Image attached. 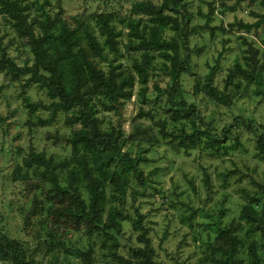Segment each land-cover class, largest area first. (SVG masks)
<instances>
[{
	"label": "trees",
	"instance_id": "16d2710c",
	"mask_svg": "<svg viewBox=\"0 0 264 264\" xmlns=\"http://www.w3.org/2000/svg\"><path fill=\"white\" fill-rule=\"evenodd\" d=\"M24 1L0 0V14L26 41L33 62L31 66L20 67L3 54L0 72L11 82H20L28 126L36 127L31 119L39 110L48 111L50 115L47 119H39L38 124L43 127L51 125L58 114H64V123L71 128L67 138L71 155L61 160L31 149L23 158L22 166L15 165L13 180L27 182L29 179L32 183L36 180V185L31 186L39 189L43 184L47 188L44 197L34 199L24 219L25 227L31 225L42 209L46 216L39 223L45 224L50 231L43 236L44 240L39 238L33 251L28 243L0 232V264H38L36 255L43 247L52 253L54 262H58L61 253L62 262L68 264H96L98 260L101 264H158L145 216L135 209L132 217L125 208L128 197L135 200L137 195H144L145 191L140 188L146 190L149 183L140 167V157L129 156L124 148L134 142L153 147L163 139L173 151H183L187 156L199 150L209 158L226 159L234 152L245 150L238 132L246 131L254 134L258 158L264 162V134H259L254 123L243 118H236L235 123L226 125L218 134L214 122L207 121L196 105L185 100L181 80L184 75H193L187 44L191 36L205 28L189 29L187 0H157L159 3L137 0L129 15L94 13L84 24L77 22L75 27L64 23L59 14L52 16L47 9L48 0L39 4L36 16L29 13L30 8ZM245 1L264 8V0H236L233 8ZM212 11L207 16L206 28ZM239 25L242 29L250 28ZM183 52L187 54L183 56ZM252 60L254 64L244 58L245 67L236 61L235 67L228 70L223 91L214 86L210 74L197 80L195 93H204L211 102L225 107L232 106L236 90L242 85L245 91L256 85L254 93L261 94L264 64L256 66L255 56ZM161 76L168 79L166 87L164 90L155 88L167 95L165 113L168 119L155 120L151 112L141 109L138 118L149 115L153 125L145 126L136 121L132 132L127 134L122 127L121 110L135 95L146 104L150 81ZM31 88L44 93L49 104L32 102L25 94ZM232 90L233 96L230 95ZM225 93H228L227 99L223 97ZM109 112H114L117 119L103 129V119L99 115ZM169 121L172 132L168 131ZM202 172L204 188L211 194V176L205 167ZM234 173L236 171L228 170L220 174L223 177L221 188H228L229 178ZM238 181H242V177H238ZM134 183L139 187H134ZM251 184L256 187L254 191L242 186L237 188L245 202L240 218L250 225L249 229L242 236L239 233L241 224L220 226L221 211L217 218V236L208 242L195 264H264V209L257 214L253 206L259 204L260 195L264 194V182L251 179ZM83 192L91 197V211L83 202ZM59 195H62L61 203L68 199L71 203L62 217L70 222L74 218L83 227L90 224L84 233L99 241L104 252L96 256L93 245L75 252L64 248L59 236L66 234L67 227L49 220ZM102 202L107 207L105 220L98 213L100 209L104 212ZM124 222H130L137 232L139 244L128 246L126 256L119 252Z\"/></svg>",
	"mask_w": 264,
	"mask_h": 264
},
{
	"label": "rangeland",
	"instance_id": "374dc122",
	"mask_svg": "<svg viewBox=\"0 0 264 264\" xmlns=\"http://www.w3.org/2000/svg\"><path fill=\"white\" fill-rule=\"evenodd\" d=\"M48 12L52 16L59 14L62 21L75 27L77 22L84 24L86 18L94 13L111 12L116 16L130 14L132 4L137 0H48ZM159 3V1H155ZM43 0H25L29 6V13L36 16L39 4ZM190 16L189 29L199 26L198 34L190 37L187 46L189 63L193 75H184L181 80V89L188 104L198 107L201 116L207 121L214 122V128L219 134L226 125L235 123L236 118H243L252 122L259 129V134H264V87L261 94L254 93L256 85L245 91V85L236 90L237 97L233 99L232 106H221L213 103L204 93H195V84L198 79L212 74L214 86L223 91L224 80L228 70L235 67L236 61L245 67L244 58L256 66L264 64V8L256 3L242 2L233 8L236 0H187ZM211 14L208 22L207 16ZM261 22L258 27H254ZM239 24L250 26L242 29ZM81 28L78 29V33ZM171 35V33H168ZM12 58L22 67L31 66L32 55L26 46V41L21 39L15 29L0 14V57ZM183 52V56H185ZM126 62V60H124ZM264 73V71H263ZM238 80V79H237ZM236 80V81H237ZM168 79L161 76L153 78L149 83L147 92L148 102L142 104L135 95L121 110L122 127L127 134L132 132L134 122H141L145 126L153 125L149 115L138 118L139 111L151 112L155 120L168 119L165 113L167 108L166 93H159L158 86L165 89ZM245 84V83H244ZM232 89V87H231ZM138 91V86L135 92ZM20 82L13 81L0 72V232L11 238L22 240L30 245L31 251L37 247L39 238L44 240V235L50 230L40 224L45 214L40 209L31 225H24L28 210L32 208L34 199L45 196L47 188L41 184L39 189L31 185L32 180L22 182L13 180L15 165L22 166V160L31 149L45 153L48 157L69 159L71 148L67 143L71 128L64 123V114H58L55 121L43 127L38 124L39 119L49 118L48 111L39 110L31 119V127L26 124L27 112L20 97ZM32 102L49 104L50 100L44 93L35 88L26 90ZM233 96V90L230 91ZM228 98V93L223 95ZM103 129L108 128V123H115L117 116L114 112L102 113ZM138 118V119H137ZM4 129L6 133L4 134ZM157 132V128L153 126ZM168 131H173V126L168 123ZM240 140L244 143L245 150L232 153L226 159H212L192 151L189 156L183 151L175 152L161 139L159 145L150 147L139 146L136 142L129 143L124 152L132 157H140V167L148 179V186L144 195H137L135 200L129 196L125 208L128 214L135 216V209L145 216V224L150 229L149 237L156 252L158 264H195L203 255L210 240L217 236L218 215L220 226L241 224L239 233L243 234L250 225L240 218L245 205L244 200L237 191L239 186L254 191L256 187L251 184V179L264 182V162L258 158L259 150L254 134L239 131ZM232 140V139H231ZM202 167L207 168L211 176L213 193L208 194L204 188ZM228 170L236 171L228 182V188H221L222 178ZM242 177V181H238ZM134 187H139L134 183ZM108 192V190H107ZM263 193V192H261ZM54 201V211L50 214V222L60 223L67 227L66 234L60 235L64 248L69 252L78 249H88L93 245L95 255L104 252L100 243L93 237L85 235L84 230L91 226L83 227L76 219L67 221L62 215L65 209L71 206L66 200ZM65 198V197H63ZM259 204H253L256 213L264 209V194L260 195ZM82 199L87 209L91 211V197L83 192ZM104 212L101 217L105 220L107 207L103 202ZM247 206V204H246ZM120 254L127 255L128 246H139L137 232L130 222L123 223ZM75 257V256H71ZM38 264H68L62 262L63 255L59 253L58 262H54L52 253L43 247L36 255ZM96 264H101L98 260Z\"/></svg>",
	"mask_w": 264,
	"mask_h": 264
}]
</instances>
